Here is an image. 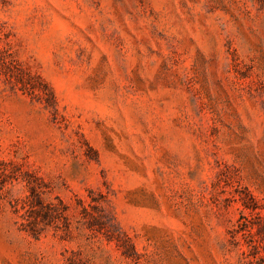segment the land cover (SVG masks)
Instances as JSON below:
<instances>
[{
    "label": "rangeland",
    "instance_id": "obj_1",
    "mask_svg": "<svg viewBox=\"0 0 264 264\" xmlns=\"http://www.w3.org/2000/svg\"><path fill=\"white\" fill-rule=\"evenodd\" d=\"M0 264H264V0H0Z\"/></svg>",
    "mask_w": 264,
    "mask_h": 264
}]
</instances>
